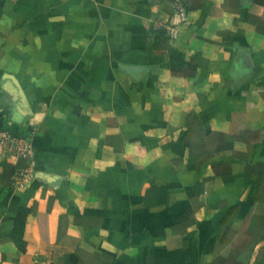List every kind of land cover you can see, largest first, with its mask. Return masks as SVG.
<instances>
[{
    "label": "crops",
    "instance_id": "1",
    "mask_svg": "<svg viewBox=\"0 0 264 264\" xmlns=\"http://www.w3.org/2000/svg\"><path fill=\"white\" fill-rule=\"evenodd\" d=\"M0 264H264V0H0Z\"/></svg>",
    "mask_w": 264,
    "mask_h": 264
},
{
    "label": "built area",
    "instance_id": "2",
    "mask_svg": "<svg viewBox=\"0 0 264 264\" xmlns=\"http://www.w3.org/2000/svg\"><path fill=\"white\" fill-rule=\"evenodd\" d=\"M187 12L180 5L176 6L174 17L175 22L170 25H164V29L171 39L176 37V33L187 20ZM6 151L15 159L23 161V165L19 168L14 176L15 183L25 185L32 180L35 171L34 149L29 138L24 137H10L4 141Z\"/></svg>",
    "mask_w": 264,
    "mask_h": 264
}]
</instances>
